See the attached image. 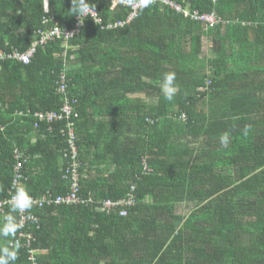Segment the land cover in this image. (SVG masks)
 I'll list each match as a JSON object with an SVG mask.
<instances>
[{
    "label": "trees",
    "instance_id": "obj_1",
    "mask_svg": "<svg viewBox=\"0 0 264 264\" xmlns=\"http://www.w3.org/2000/svg\"><path fill=\"white\" fill-rule=\"evenodd\" d=\"M126 1L151 4L116 26L131 14L125 0H88L98 20L37 47L27 65L0 67V202L14 191L15 151L33 198L67 196L73 133L81 202L28 211L39 264H264V0H174L183 12ZM71 6L0 0V51L72 29ZM166 72L172 101L160 91ZM67 105L69 118L35 116ZM17 255L30 264L26 249Z\"/></svg>",
    "mask_w": 264,
    "mask_h": 264
},
{
    "label": "built area",
    "instance_id": "obj_2",
    "mask_svg": "<svg viewBox=\"0 0 264 264\" xmlns=\"http://www.w3.org/2000/svg\"><path fill=\"white\" fill-rule=\"evenodd\" d=\"M160 1L166 6H169L178 12H183L182 7L179 4H177L174 0H160ZM213 1L215 2L216 0ZM125 2H127L126 3L127 6H130L131 14L127 20L118 23L116 26H124L126 24L131 23L138 17L140 10L147 8L149 4H151V1H137L132 3L125 0ZM187 13L189 16L193 17L194 20L203 23L208 28H213L220 23V18L216 15V13L201 14L196 12L193 14L189 10L187 11ZM92 17L98 20V15L96 12L93 13ZM81 27L82 24L79 23L77 18L76 24L72 29H62L59 26H55L49 30L47 29L40 31L38 33V37L36 41L33 43L32 47L28 49L26 52H20L18 50H13L12 52L0 51V67L5 61H14L27 65L31 62L32 58L34 57L37 47L45 46L48 42L54 40L55 38H60L63 39L65 42H67L74 38L75 34L79 32ZM60 88L62 90H65L64 85H62ZM71 109L72 108L69 105H67L62 109L65 114L50 112L47 114L37 113L35 116H37L41 121H47L51 123L57 120H63L64 118H69L72 112ZM73 138L74 135L72 133L70 142L73 149L72 150L73 155L71 157L73 163L71 165L70 173H68L71 182V192L67 196H59L53 199L46 196L43 197L42 199L33 198L34 203L31 210L34 208H43L45 205H51L53 203L55 205H64V204L76 205L81 202L80 200L81 198L78 197L77 195L78 190L80 189V176H79L80 162L78 159L76 148L74 147ZM24 158L25 157L21 152L15 151L16 162L14 165V174H15V178L13 182L14 189L17 186H21L22 185L21 181L25 180L22 173V168L25 163ZM146 169L148 170L147 167L145 168V170ZM8 200L2 203L0 202V215L4 214L6 207H9ZM124 203H126V205H132L133 201L127 200ZM20 217L21 218H20L19 229L10 244L18 243L19 248L26 249L28 251V260L30 264H39L37 255L40 253V250L34 249L32 247L33 243L35 242V236L34 233L31 232L32 224L38 223L39 218L33 214H30L29 212L20 214Z\"/></svg>",
    "mask_w": 264,
    "mask_h": 264
},
{
    "label": "clouds",
    "instance_id": "obj_3",
    "mask_svg": "<svg viewBox=\"0 0 264 264\" xmlns=\"http://www.w3.org/2000/svg\"><path fill=\"white\" fill-rule=\"evenodd\" d=\"M71 5V9L68 12L71 14L70 16L77 17L80 24H83L89 16L92 17L95 12V9L88 0H71ZM175 78V73L166 72L163 74L160 82L161 94L168 101H172L177 92ZM200 91L204 90L201 89ZM222 139L223 143H228L227 136ZM33 203V197L26 187L22 185L15 187L8 200L9 211L0 219V237L6 240L10 237L14 239L20 226L18 216L30 211L33 207ZM18 248V243L0 247V264H15L18 258Z\"/></svg>",
    "mask_w": 264,
    "mask_h": 264
},
{
    "label": "crops",
    "instance_id": "obj_4",
    "mask_svg": "<svg viewBox=\"0 0 264 264\" xmlns=\"http://www.w3.org/2000/svg\"><path fill=\"white\" fill-rule=\"evenodd\" d=\"M211 42L209 39L205 38L204 40V48H203V51H204V57H208L210 56L211 54ZM138 97H140L142 100H144L145 102L149 103V97L146 96V95H139Z\"/></svg>",
    "mask_w": 264,
    "mask_h": 264
}]
</instances>
